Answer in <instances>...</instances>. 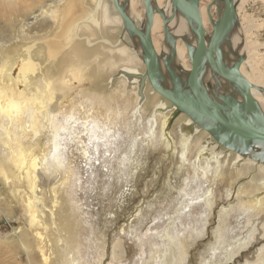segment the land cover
<instances>
[{
	"label": "rangeland",
	"instance_id": "rangeland-1",
	"mask_svg": "<svg viewBox=\"0 0 264 264\" xmlns=\"http://www.w3.org/2000/svg\"><path fill=\"white\" fill-rule=\"evenodd\" d=\"M65 1L17 0L7 5L5 0H0V44L3 40L9 41L2 56L14 59L25 54V48L36 39L31 51L37 61L43 62V67L48 65V59L43 57V39L54 38L55 45L61 47L67 24L69 26L74 17L81 16L84 9L94 10L100 0H77L68 16L61 11ZM131 1L137 22L145 19L143 1ZM208 2L203 0L202 5ZM103 5L110 15H115L112 0H103ZM236 5L238 26H245L247 39L261 54L258 55L262 58L259 68L264 70V0H236ZM96 16L102 21V10L99 9ZM208 29L211 32L210 22ZM124 31L117 23H102L100 27L93 24L89 30L79 31L82 40L62 49V55L68 56V67L72 65L81 81L75 79V86L73 84L79 95L73 93V88L66 96L71 94V98L79 99L85 93H93L111 97V106L121 113L110 136L89 139L86 133L81 134V141L84 140L88 148L87 156L82 153L84 145L80 142L69 136L63 140L61 153L68 174L63 168L53 172L40 169L42 188L49 190L55 186L63 202L61 218L71 237V250L76 251L80 264H177L181 249L182 264H257L260 253L264 252V213L255 214L256 210L253 213L252 209L249 212L243 205L254 198L247 185L252 179L256 184V175L260 177V172L249 164L245 167L246 173L240 175L234 156L226 155L222 161L229 160L223 172L215 175L216 161L214 164L211 161L212 167L205 177L202 166L198 167L195 146L183 161L179 142L181 125L189 117L185 113L177 116L169 126L175 141L173 147L167 146L160 137L159 127L156 136H150L147 120L153 115L154 104L162 99L171 103L148 84L145 112L134 114L135 87L131 89L124 76L117 74L124 66L145 73V64L135 53L134 40L127 33L124 35ZM85 36H91V45ZM153 36L162 47L165 42L163 24L160 34ZM102 37L112 44L104 42ZM116 47H127L132 59H126ZM186 56L188 60L184 59V63L189 66L188 50ZM243 71L252 78L250 63H244ZM49 73L57 75L56 68H51ZM126 87L129 92L126 98L131 102L127 103L129 107L122 97ZM80 101L86 105L84 97ZM96 107L101 105L95 104L94 110L103 109L102 114L106 111L104 107L99 110ZM209 134L202 128L194 137L203 143L211 136ZM33 141L30 136L25 137L21 143L22 158L15 154L5 163L0 140V264H42L37 249H34L37 262L29 260L20 240V228H27L29 218L24 205L31 191L28 161L33 154L42 155L49 141L48 134L46 131L37 134ZM241 189L244 192L240 193ZM49 193L45 192L43 197ZM2 212H9L10 219ZM249 235L251 243L233 258L225 259L227 249ZM28 237L32 241L30 234ZM171 238L174 239L172 243ZM115 244L123 250L121 258L113 253ZM63 255L60 252L54 264H65Z\"/></svg>",
	"mask_w": 264,
	"mask_h": 264
},
{
	"label": "bare ground",
	"instance_id": "bare-ground-1",
	"mask_svg": "<svg viewBox=\"0 0 264 264\" xmlns=\"http://www.w3.org/2000/svg\"><path fill=\"white\" fill-rule=\"evenodd\" d=\"M16 1L17 0H5L7 5L15 3ZM76 2L77 0L65 1V6L61 10L64 15L67 14L68 16V13L70 15V12L74 8ZM83 2H85V0ZM202 2L203 0H199L201 15L206 31V39L208 41L212 32V30L210 32L208 29V22H210L211 25L212 23L217 22L218 17L222 14L224 2L223 0H209L205 6L202 5ZM120 3L125 5L128 15L136 23V25L139 28L144 29L147 23L146 16L145 19L137 22L136 14L131 9L132 1L120 0ZM152 5L155 10V17L152 26V39L162 64L164 76L162 83L165 87H171L170 77L164 66L166 59L172 55L170 46L164 41L162 47L158 46L156 39L153 36V34L156 33L160 34L162 29L163 20L159 11L164 12L167 18L174 15L173 20H171L168 24L170 34L177 40L173 67L177 71V74L183 79L188 76L192 65L190 58L189 66L184 63V59L185 62L188 60L186 56L187 44L196 46L197 37L196 33L190 28L183 14L179 11H174L172 0H152ZM103 6V0L97 1V6L94 10L84 9L82 15L78 18L74 17L75 20H73L69 26L66 21L68 28H66L67 26H63V28L65 27V30L67 29V33L63 38L64 43L62 40L63 44L61 47L55 45L53 42L54 38L43 39V57H45L46 60L48 59L49 62L48 65L44 67L43 62L37 61L31 51L34 45H36V39L25 48V54L18 55L14 59L9 58L8 56H2L5 47L8 45L7 42L9 41L3 40L0 44V140L3 144L2 152L5 163L9 160L10 156L15 154L17 158H22L23 154L21 150V143L25 137L30 136V138H32V142L34 143L33 137H36L37 134L40 135L46 131L49 140L42 155L37 156L36 154H33L28 161L29 168L27 170V174L30 177L29 185L31 186V191L30 195L25 199L26 204L24 205L26 206L29 218L27 228H20V240L25 254L31 262L35 261L37 252L34 249H37L41 260L40 262H42V264H54L56 259H58L60 252L64 254L63 262H65V264H80L77 253H75L76 251L74 248L71 250V237H69L67 226L61 218L63 202L57 195L58 193L56 192V187L53 186L49 190L43 189L41 183L42 178L39 177L41 176L40 169L43 171L49 170L53 172L58 168H63L64 173L68 174L69 170L67 169L65 160L61 153L63 140L67 136L75 142H80L81 146L84 145V140L81 141L82 133L89 135V139H98L103 136H110L113 124L121 115L119 109H115L111 106V97L108 99L106 96H98L93 93H88L87 95L85 93V96L84 94L83 96H80L82 99L84 97V102L86 103V105L83 104V106L82 101L79 102L80 98H71V94L66 96L68 91L73 90L75 86L74 80L79 79L80 81V76L75 74L76 71L71 67L72 65L68 67V56L62 55V49L64 50V48L66 49L68 46L76 43L77 40H80L82 37L79 35V31L83 28L89 30L93 24L100 27L102 23L104 25L117 23L118 25L124 27L121 16L117 10L115 9V15L112 16L109 14L107 7ZM209 6L210 10L208 12ZM99 9L102 10V21H100L98 16H96ZM236 10L237 20L235 26L229 34L228 40L222 46L223 58L228 66H233L234 61L238 57H243L241 72L253 85L252 93L264 111V70L261 69V67L259 68V63L262 58L259 59L258 57V55L261 54L256 50L257 47L247 39V35H245L246 30H244L245 26H238L240 24H238L239 18L237 5ZM74 12L75 11H73V13ZM210 16L212 17L213 22L210 21ZM65 17L66 16L63 18ZM69 20L68 22H71V20ZM62 32L65 31L63 30ZM124 33V35H126L127 31L125 30ZM56 38H58V36ZM59 38H62V36H59ZM130 38L134 40V44L136 46V49L134 50L139 60H143L139 37L134 35L133 37L130 36ZM84 39L91 45V36H85ZM58 41L61 42V40ZM103 41L109 43L110 45L112 44L107 38H104ZM115 49L126 55V59H132V56L128 53L127 47H116ZM244 63L251 64L253 71L252 78H249L243 71ZM54 67L56 68L57 75L49 73L50 69ZM144 74L145 73H141L136 68L125 66L122 67V69L120 68L117 74V76H124L125 81L131 89L132 87H135V101L133 104L134 114H138V111H140L139 114H141V111L145 112L146 109L145 102L148 101L147 87L149 81L147 79L145 86L141 87V84L143 83L142 77ZM203 81L208 91L216 99L220 100L221 97H235L242 100L241 95L234 90L224 78H218V80H215L212 71L209 69H206L204 72ZM76 89L77 88H74L73 93H77L79 95V92H76ZM128 94L129 92L126 87V90L122 91V97L125 100L126 106H128L127 103L130 102V100L126 98ZM67 97L70 99H67ZM95 104H99L101 107L106 109V111H103L104 114H102V112L100 113L103 109L99 112L94 110ZM130 104L131 102L129 105ZM101 107L96 108L99 110ZM175 110V107L168 104L164 99L159 100L153 106L152 117L147 120L148 126H150L148 130V133L150 132V136H156L157 127H159L158 131L160 132V137L165 141V144L170 147H173V142H175L173 141L169 131V126L172 122ZM139 117L141 119L140 121H142L141 115ZM201 130L202 128L197 125L191 117H188L182 123L180 130L181 138L179 142L182 146L181 159L186 161V153L189 152L193 146H195L198 152V167L202 166L201 170L205 177H207L214 161H216V169L213 166L216 172L215 175L219 176L223 172L225 163L229 160V158H226V160L224 158L225 161H222L223 157L226 155L234 156V164H236L240 175H244L246 173L245 167L247 165L251 164L253 167L256 166L258 172H260V177L259 175H256L258 184H254V180L252 179L249 182V185H247V187H251L249 190H251L250 192L254 194V198L247 205H243V209L249 212L252 209L253 213H255L254 211L256 210L255 214L264 213V166L251 157L252 152L264 149V144L252 142L250 143L249 149L244 150L242 149V143L240 141H236L235 145L239 149L237 151L233 150L229 146H224L214 137L213 139L212 135L210 137L208 136L203 143L202 141L200 142L199 139L195 140V134H198ZM69 142H71V140H69ZM33 143H31V145ZM82 149V153L87 156V146L84 145ZM48 191L50 193L44 198L43 196L45 195V192ZM242 192H244L243 189L240 190V193ZM208 201L209 200H207V203H209ZM2 214L9 219L11 217L9 216V212H2ZM28 234L31 235L32 241L29 239ZM251 235H249V237L245 240L238 241L234 245L232 244L233 246L227 249L225 259L228 260L229 258H233L240 249L247 247L251 243ZM173 241L174 239L171 238V243ZM180 251L178 259L179 262L177 264H182V261L184 260L182 249ZM113 253L116 258H121L123 256L121 246L115 244ZM257 264H264V252L260 253Z\"/></svg>",
	"mask_w": 264,
	"mask_h": 264
},
{
	"label": "water",
	"instance_id": "water-1",
	"mask_svg": "<svg viewBox=\"0 0 264 264\" xmlns=\"http://www.w3.org/2000/svg\"><path fill=\"white\" fill-rule=\"evenodd\" d=\"M142 1L147 20L144 29L139 28L131 19L120 0H112L127 33L131 37L134 35L139 37L145 64L141 87L145 86L148 79L152 88L175 107L172 121L185 113L224 146L238 151L236 141L242 143L244 150L249 149L252 142L264 144V111L252 93L253 85L241 72L243 57H238L233 66H228L223 58L222 46L228 40L237 20L235 0H223L222 14L217 22L212 23V32L208 41L199 0H172L174 11L183 14L197 37L196 46L187 44L192 65L185 79L181 78L173 67L177 40L170 34L168 24L173 20L174 15L167 18L164 12L159 11L163 20L164 39L172 52L164 65L170 77L171 87H165L162 83L164 79L162 64L152 39L155 17L152 0ZM209 10L210 6L208 12ZM209 19L213 22L211 16ZM206 69L212 71L215 80L224 78L241 95L242 100L235 97H221L219 100L211 95L203 81ZM251 157L264 164V149L252 152Z\"/></svg>",
	"mask_w": 264,
	"mask_h": 264
}]
</instances>
